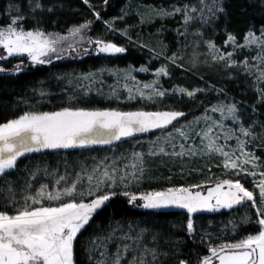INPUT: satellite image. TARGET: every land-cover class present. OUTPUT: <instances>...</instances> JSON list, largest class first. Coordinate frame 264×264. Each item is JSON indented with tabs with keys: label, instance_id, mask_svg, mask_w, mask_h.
Returning <instances> with one entry per match:
<instances>
[{
	"label": "snow or ice",
	"instance_id": "6c2138e0",
	"mask_svg": "<svg viewBox=\"0 0 264 264\" xmlns=\"http://www.w3.org/2000/svg\"><path fill=\"white\" fill-rule=\"evenodd\" d=\"M226 2L227 0H199L198 6L173 4L168 9L152 11L154 17L161 20L181 15L184 31H176L178 35H185L188 25L194 20L209 24L218 21L221 16L226 17ZM102 3L106 6L108 0H102ZM82 4L95 20L106 25L108 31H118L112 21L102 19L90 0H82ZM28 5L29 15L33 19L37 9L48 12L53 10L44 9L40 0H28ZM5 11L7 23L0 27V49H3L0 60L26 55L33 65H43L51 63L53 56L61 59L65 52H81V48L72 43L65 48L63 44L68 37L59 33L45 32L39 27L26 30L23 24L27 17L18 4L10 2ZM143 22L141 17V23ZM92 23V20H87L78 26H72L68 29L69 36L79 38L80 42L87 39V43L93 45L97 53L113 55L127 51L126 47L105 39L87 38L86 33ZM121 35L134 43L127 31L121 32ZM205 43L207 59L201 61L200 55L194 52L187 70L191 71L200 63L208 64L209 60L222 64L225 69L236 68L253 79L250 87L256 93V102L250 106L252 113L256 112L257 105L264 106V30L259 35L248 30L242 44L227 32L222 47L217 46L213 40ZM229 47L231 51L227 50ZM237 49L254 51L255 55L251 59L246 56L238 61L234 58ZM166 50V45L160 52L148 49L152 53V59L163 58L166 63L155 71L156 79L150 83L141 85L136 82L132 87L125 84L123 87L128 93V100L138 96L146 101L160 103L169 95V90L160 84V78L170 76L169 65L184 68V56L183 48L171 55H167ZM88 51V48L83 49L85 54ZM22 70L23 62L14 69L16 72ZM5 71L4 67H0V73ZM139 71L148 72L149 68L141 67ZM92 75L89 74L84 79H91ZM124 79L135 81L130 71L124 74ZM212 89L218 95L224 94L223 88L216 89L212 86ZM204 91L205 89L198 87L189 89L176 86L172 88L171 95L194 100L198 93ZM44 94L41 92L42 96ZM116 95L117 90L114 88L112 96ZM209 113H219L220 119H214ZM186 115L184 111L171 109L120 111L69 106L53 111H25L15 118L0 122V178L17 169L18 160L26 154L111 145L114 141L131 137L135 133L165 130L169 126L173 129L163 137V143L150 147L148 153L132 152L130 162L124 164L123 168L118 166V159L114 158L111 164L100 161L91 171L84 169L87 188L83 187L85 175L77 174L71 181L62 175L56 177L54 190H49L48 184H41L34 195L27 194L32 185L26 184L25 195L18 201L9 183L8 197L3 208H0V264H76L74 246L78 236L90 226L94 216L107 208L114 197L120 195L127 198L128 204L144 209H182L185 211L186 221L181 225L172 224L168 228L137 226L134 229L129 224L127 232L118 237L114 229L103 238L90 240V258L97 251L100 257L94 264H191L183 255V248L189 241L204 245L208 252L198 255L195 264H264V161L248 148L253 141L264 139V121L258 122L253 115L247 118L249 123L246 127L242 102L220 101L211 108L205 107L203 115L180 124V118ZM202 121L204 127H199ZM225 121H231L234 126L227 125ZM258 123L261 129L259 133L256 131ZM177 138L185 142L179 144V151L175 150L177 145L172 143ZM196 138H199V145ZM161 139L158 136L157 142ZM231 141L235 143L232 144ZM165 144H171L173 150L166 151ZM158 155L186 157L189 160L198 157L210 159L218 155L220 163L216 167H221L225 176L236 178L218 179L214 186L197 183L147 192L132 191L145 178V157ZM39 171L37 169L31 173L32 179L36 178ZM44 171L46 175L49 174L47 169ZM208 171L211 173L210 167ZM51 175L55 176V173ZM246 177H252V190L241 183V178ZM234 206H243L252 212V216L245 214L241 223L257 225V234L246 235L238 242L214 245L211 242L212 234L198 230L193 217L201 212L231 210ZM230 223L235 232L238 226L234 222ZM215 239L219 240L221 237ZM110 243H115L116 246L115 252L111 254L108 251Z\"/></svg>",
	"mask_w": 264,
	"mask_h": 264
},
{
	"label": "rangeland",
	"instance_id": "374dc122",
	"mask_svg": "<svg viewBox=\"0 0 264 264\" xmlns=\"http://www.w3.org/2000/svg\"><path fill=\"white\" fill-rule=\"evenodd\" d=\"M61 1L62 0H60V2L59 0H40V3L44 6V9L52 8L53 10L55 7L69 6L67 3L66 5H62ZM232 1L233 0H227L226 2V17L221 16L218 21L209 24H203L200 20H194L188 25L185 35H178L176 29H180L181 32L184 31L181 15L178 14L174 18L161 20L154 17L152 10L159 8L168 9L173 4L177 6H182L184 4L198 6L199 0H127L126 4L117 8L108 19V21L114 23V27L118 31H108L106 25L100 21V24L95 30L94 27L92 30L91 26L90 30L86 33V37L91 38L92 40L101 38L114 42L118 46H124L127 48L125 53L113 55L97 53L94 50V46L87 43V39L80 42L79 38H72L69 36L68 29L87 21L86 16H82V19L71 22L66 26L58 24V21L55 20L53 22H45V16L49 15V12L46 10L41 11L40 9H37L33 14L35 16V19H33L32 15H29L30 9L28 0H21L15 2V4L20 6L21 11L27 17L23 24V27L26 30L39 27L45 32L59 33L62 36L68 37V40L63 44L65 48L68 47L69 43H72L75 47L81 48L79 54L75 51L65 52L61 59H56L53 56L51 63H45L43 65L52 64L57 60H62L66 56L67 58H79L85 55H102L114 59L116 57L125 56L130 52V58L132 61L128 59L125 64H113V62H108L111 61L110 59H107V62L99 67L89 68L85 71H70L66 74L59 75L56 80H52L53 82L49 81L46 83L48 86L42 88V91L39 89L37 92L38 94H41V92L45 93L43 96L41 95L42 99H45V101H56L58 99L63 101L66 100L74 103L76 106L105 104L113 107L131 108L132 111H137L144 107L157 109L168 106L171 101H183V103L185 102L188 105L189 115L187 114L184 119L180 120V124H186L189 121H192L195 117L203 115L205 107L211 108V106L220 101L225 103L242 102L245 117L244 122L247 127L249 123L247 118L252 117L253 115L258 122L264 121V110L261 108L262 106L257 105L254 114L250 109V106L256 102V93L250 87L253 83L252 77L246 76L245 73L236 68L225 69L222 64L213 63L211 60H209L208 64L200 63L197 67L192 68L191 71L187 70L190 66V60L194 52L200 55L201 61L207 59V47L205 43L207 40H213L217 46L222 47L227 32L233 34L236 37L237 42L242 44L248 30L255 31L257 35H259L261 30H264V22L249 25L242 29L239 28L238 25L230 23L228 20V14L230 12V2ZM96 3L92 4H94V6L96 5L98 11L105 6L99 1ZM243 7H247L261 14L260 18L264 20V2H262V0H245V4L239 6L241 9ZM71 12L78 15H85L82 14V11L77 5L73 4L71 5ZM196 15H198V13ZM119 17H123V19H119ZM141 17H143V23H141ZM123 31H127L128 35L132 37L134 43H130L126 36L121 35V32ZM139 45H147V47H139ZM165 45L167 46V55H171L173 52L183 48L182 55L184 56V68H176L169 65L170 76L160 78V84L164 89L169 90V95L160 103L146 101L138 96L136 99L128 100V93L123 86L128 84L129 87H132L136 82H139V84L142 85L143 83H150L155 80V71L162 64L166 63V61H164L163 58L152 59V53H150L148 49L151 48L156 52H160ZM84 48L89 49L87 54L83 52ZM227 50L231 51L232 49L229 47ZM0 52H3V49H0ZM254 55V51L250 52L247 49H237V54L234 58L239 61L243 60L246 56L251 59ZM21 58H27V56H13L8 57L5 60ZM27 59L30 61L29 58ZM141 67H148L149 71L140 72L139 68ZM129 71L130 74L135 77V81L124 79V74ZM89 74H93L91 79H84V77L89 76ZM201 77H203V79H201ZM229 77L232 78L230 79ZM57 80L58 83L56 82ZM176 86L189 89L198 87L205 89V91L203 93H198L196 99L189 100L187 97L181 98L178 95H171L172 88ZM212 86H215L216 89L223 88L224 94L218 95L217 92L212 89ZM114 88L117 90L116 96H112ZM107 109L113 108L109 107ZM209 115L214 119H220L219 113H209ZM225 123L229 126H234L231 121H225ZM199 127H204L203 121ZM172 131L173 129L170 126V128L154 132L152 135H144L142 137L116 143L115 145H110V147L104 151H100L97 154L76 161L74 166H66L58 171L55 169L51 170L50 172L55 173V176L51 175L50 172H48V175L45 174L44 170L47 169V171H49V168L36 167L34 171H32V168L28 171V175H26L27 179L24 182L25 185L22 190L15 194V198L18 201L22 199L25 195V186L28 183H31L32 187L31 189H28L27 194L34 195L35 191L41 184H48L49 190H54L56 177L62 175L66 176L69 181H71L77 174L85 175L83 187L87 188L86 174L83 172L84 169L91 171L93 166L100 161H105V163L111 164L114 158L118 159V166L123 168L124 164L130 162L132 152L148 153L150 147H156V144L163 143V137L167 136L168 132ZM256 131L258 133L261 131L259 123ZM158 136L162 138L159 142H157ZM172 143L177 145L175 150L179 151V144L185 142L182 139L177 138L172 141ZM196 143L199 145V138H196ZM230 143L234 144L235 142L231 141ZM164 147L168 152L173 150L171 144H165ZM248 148L253 151L255 155L260 156L261 160L264 161V139L253 141L248 145ZM156 150L158 151V147ZM106 157L107 160H105ZM120 157H127V159H119ZM145 160V178L139 187L134 186L131 189L132 191L147 192L163 190L168 187L188 186L197 183H204L206 186H214V183L218 179L236 178L225 176L222 168L216 167V165L220 163L218 155L213 156L210 159L207 157H198L191 160L186 157L176 158L158 155L155 157L146 156ZM209 167L211 168V173L208 171ZM37 169H40V171L36 173V178L32 179L31 173L36 172ZM210 176L211 179H209ZM169 177H171V179H169ZM251 181L252 177L241 178V183H243L249 190H252L253 188ZM5 202L6 201H4V203ZM4 203L0 208H3ZM241 212L242 214H240ZM245 214L252 216V212L245 207L235 215L242 218Z\"/></svg>",
	"mask_w": 264,
	"mask_h": 264
},
{
	"label": "trees",
	"instance_id": "16d2710c",
	"mask_svg": "<svg viewBox=\"0 0 264 264\" xmlns=\"http://www.w3.org/2000/svg\"><path fill=\"white\" fill-rule=\"evenodd\" d=\"M19 1L21 0H0V27L7 23L5 9L8 3ZM98 1L102 3V0H90L91 3H96ZM126 1L127 0H108V4L99 10L101 17L108 21L109 16L117 8L125 5ZM61 3L62 5H66L67 3L69 6L55 7L54 10L49 12V15L45 16V22H53L55 20L58 21V24L67 26L71 22L82 19V16H86L87 20L93 21L91 25L92 30L93 27L95 30L100 24V21L94 19L91 12L82 4L81 0H62ZM230 3L228 20L233 25H238V27L242 29L249 25L264 22V20L260 18L261 14L254 10L247 7H243L242 9L239 8V6L245 4V0H233ZM72 4L77 5L82 11V14L85 15H78L71 12ZM95 8L97 9L96 5ZM107 59H110L111 61L108 62H113V64H125L128 59L132 61L130 52L125 56L116 57L114 59L102 55H85L79 58H67L66 56L62 60H57L49 65H33L27 58L0 61V67H4L7 70L0 73V122H4L5 119L15 118L25 111H53L69 106L86 109H107L111 107L120 111H132L131 108L113 107L105 104L76 106L74 103L66 100L63 101L58 99L56 101H45V99H42L41 94L37 93L39 89L42 91V88L48 86L46 83L56 80L59 75L66 74L70 71H85L89 68H96L107 62ZM21 62H23V70L19 72L14 71L15 66ZM56 82L58 83V80ZM261 108L264 110V106ZM157 109L182 110L187 114L189 113L188 105L185 102L183 103V101H171L168 106ZM157 109L150 107L140 108V110L145 111H156ZM153 133L148 135H152ZM109 147L110 145L84 149L42 151L20 158L17 162V169L12 170L10 175L0 178V206H2L8 197V184H11L15 194L22 190L25 185L24 182L27 179L26 175H28L30 169L33 168L32 171H34L36 167H45L49 168L48 172L53 169L58 171L66 166H74L76 161L97 154ZM242 209L243 206H235L231 210L222 209L216 212L198 213L193 217L195 226L200 231L211 233L213 237L211 242L214 245L221 242H238L239 239L244 238L246 235L256 234L258 232L257 225H245L241 223V217L239 216V218L235 215L242 211ZM240 214H242V212ZM185 221V211L182 209H144L128 204L127 198L122 195L114 197L109 202V206L94 216L93 221L90 222V226H88L82 235L78 236L74 246V259L76 264H94V261L100 258L99 252L97 251V253L90 258L89 241L96 240L97 237L103 238L114 229L118 237L127 232L129 224H131L134 229L137 228V226H163L168 228L172 224L181 225ZM230 222H234L238 226L235 232H233L232 223ZM173 231L177 230L173 229ZM200 231H198L197 235L200 234ZM215 237H221V239L217 240ZM115 247V243H110L108 245L110 254L115 252ZM200 254H208L206 247L202 244H193L189 241L186 247L183 248V255L190 260L191 264H195Z\"/></svg>",
	"mask_w": 264,
	"mask_h": 264
},
{
	"label": "water",
	"instance_id": "95a60500",
	"mask_svg": "<svg viewBox=\"0 0 264 264\" xmlns=\"http://www.w3.org/2000/svg\"><path fill=\"white\" fill-rule=\"evenodd\" d=\"M186 113V112H185ZM187 114V113H186ZM187 116V115H186ZM185 117H182L180 118V120L184 119ZM170 128V126H169ZM168 129V128H167ZM157 131H160L159 129L157 130H154V131H150V132H146V133H135L133 136L131 137H127V138H123L122 140L120 141H114L113 144H116V143H119V142H123V141H127V140H131V139H134V138H138V137H141V136H144V135H147V134H150V133H153V132H157ZM111 144V145H113ZM101 146H108V145H94V146H91V147H87V148H92V147H101ZM72 149H84V148H72ZM59 150H67V149H59ZM44 151H55V150H44ZM37 153V152H36ZM32 154V153H30ZM26 155H29V154H26ZM25 155V156H26ZM235 207V206H234Z\"/></svg>",
	"mask_w": 264,
	"mask_h": 264
}]
</instances>
